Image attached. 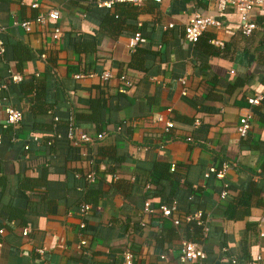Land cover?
I'll use <instances>...</instances> for the list:
<instances>
[{
    "label": "crops",
    "instance_id": "crops-1",
    "mask_svg": "<svg viewBox=\"0 0 264 264\" xmlns=\"http://www.w3.org/2000/svg\"><path fill=\"white\" fill-rule=\"evenodd\" d=\"M100 1L113 5L0 0L2 37L9 44L7 59H0V84L10 71L22 77L0 93V101L7 97L24 113L9 134L1 131L0 228L7 232L0 237V264H126V252L133 264H183L186 218L197 211L211 218L210 237L199 242L209 263L264 264V102L253 108L248 103L264 88V7L254 9L257 29L246 36L239 14L234 9L220 14L217 0ZM53 9L60 12L56 24L33 23L31 32L15 25ZM114 13L120 22L106 25ZM196 13L220 19L224 27L209 29L193 45L185 41V27ZM138 32L141 41L133 50L129 42ZM77 70H92L94 76L76 79ZM105 71L113 73L106 89L108 135L95 144L74 145L71 152L63 142L66 120L88 111ZM123 75L134 83L127 93L120 91ZM41 105L53 110L41 113ZM248 110L252 129L250 141L243 142L238 127ZM159 116L174 128L166 132L164 123L155 122ZM54 117L61 121L49 132ZM53 137L61 145L50 155L45 141ZM224 163L237 167L224 178H205ZM172 164L171 180L158 181L160 172L153 168ZM85 168H92L102 196L82 217L80 206L89 201L72 183L73 172L79 171L77 177ZM225 183L228 195L222 199ZM148 198L156 208L174 200L178 211L172 217L159 209L148 213Z\"/></svg>",
    "mask_w": 264,
    "mask_h": 264
},
{
    "label": "built area",
    "instance_id": "built-area-1",
    "mask_svg": "<svg viewBox=\"0 0 264 264\" xmlns=\"http://www.w3.org/2000/svg\"><path fill=\"white\" fill-rule=\"evenodd\" d=\"M120 2H128L134 5H142L145 2L152 1L155 3H162L163 0H118ZM206 3H210L214 0H202ZM217 10L220 14L225 13L228 9H234L236 13L239 14L241 19L240 29L242 33L246 36H250L253 32L257 29V24H255L251 20V14L253 13L254 9L256 8H263L264 7V0H217ZM100 6H108L111 7L113 5L112 2H101L99 0ZM34 8L39 7L38 4L33 5ZM60 20V12L56 9L49 10L46 13H41L37 16L34 21H22L16 22L15 25L21 26L27 32H31L33 23H37L40 25H47L48 23H58ZM173 27V25H170ZM224 27V23L222 20L213 18L210 15H205L202 13H196L193 17L190 18L189 22L186 24L185 27V41L188 44H196L199 42L201 37L209 30V29H216L221 30ZM3 32L4 29L0 26V56H4L6 52V47L3 40ZM55 38H59L61 36V30L59 27H56L55 30ZM141 41V33H136L133 38L130 39L129 47L133 50L136 49L139 42ZM214 44L217 46L222 47L223 43L220 40H214ZM93 77L94 74L87 75ZM76 79L85 78L86 75L79 74L75 76ZM102 80L110 81L113 78V73L111 71H105L101 75ZM7 81H4L0 84V93L7 91L9 89V85L11 83H19L22 81V77L19 74H16L12 71L9 72V76ZM120 81L122 83V88L120 91L123 93H127L128 89H131L134 86V83L127 79L125 75L120 77ZM183 83H186L185 79L181 80ZM184 95L187 94V90H184ZM2 100L0 101V141L2 139L1 130H7L12 126H17L22 123L24 119V113L21 110L16 109L13 105L8 102L7 97H1ZM264 102V88L255 94L253 98L248 99V103L251 108L260 105ZM245 115L241 116L240 123L238 127V133L241 137H246L251 129H252V119L253 114L250 110ZM70 125L68 127V138L69 140L73 141L76 145L77 144H95L98 141H102L107 137V133L103 132L102 134L92 135L89 132H85L78 135V128L74 124L73 116L70 117ZM59 118L54 117V122H58ZM155 122L164 123L165 124V131L169 132L171 129L174 128L175 124L173 121L166 120L165 117L159 116ZM195 125H200V121L196 120ZM118 131H121V128H118ZM33 141L39 142V137L34 136ZM24 149L26 151L30 150L29 145H25ZM237 167V163H224L221 169L212 167L205 173V178H210L211 176H216L217 178H224V176L233 168ZM176 164L171 165V170L175 171ZM78 177V175H77ZM87 181L90 184L96 182V175L91 173L87 176ZM228 187L229 184L225 183L224 190L221 193V198L224 199L228 195ZM81 189V188H79ZM193 197L190 198L192 200ZM92 210V205L88 203H84L80 206L79 213L82 217H86ZM159 210L161 211L164 217H172L178 211V203L176 201L172 202L171 204H163L160 206ZM145 211L148 213L154 212L151 208L150 202H145ZM187 221L196 220L199 225L204 227V236L206 237L209 232V224L211 222V218L209 215L205 216L202 211H197L194 214H190L187 216ZM175 225H180L181 221L179 219L174 220ZM12 224V223H11ZM85 223L81 224V228H85ZM6 228H0V237H3L6 234ZM24 236L29 235V230L25 229L23 231ZM86 244V241H82V246ZM2 248V242L0 241V249ZM126 264H133V255L130 252H126L124 255ZM164 259L165 256H162ZM208 254L204 249L203 244L199 242H192V241H184L182 243L180 254H179V261L183 264H213L207 261ZM261 258H258V261ZM233 263L236 261L233 260Z\"/></svg>",
    "mask_w": 264,
    "mask_h": 264
},
{
    "label": "trees",
    "instance_id": "trees-1",
    "mask_svg": "<svg viewBox=\"0 0 264 264\" xmlns=\"http://www.w3.org/2000/svg\"><path fill=\"white\" fill-rule=\"evenodd\" d=\"M123 3H127V2H123ZM130 4H132V3H130ZM114 6H115V4H114ZM114 6L112 7L113 9H114ZM119 19H120V14L114 13V15H112V16L108 15L105 22L107 21L106 25L114 24L115 22H120ZM103 23H104V21H103ZM102 28H104V25H102ZM141 37H142V34H141ZM201 42H202V37L199 40V42H197L196 44L198 45ZM4 44L6 47V52H5L4 56H0V59H2L3 61L5 59H7V52H8L7 50H8V46H9L8 42L4 41ZM16 47L19 48L20 50H22L20 48V46L17 45ZM21 52H23V51H21ZM137 53H139V52L137 51ZM135 56H136V54H135ZM76 72H80V70H77ZM79 74L91 75L94 73L92 70H89V71L83 70L82 72L77 73V74L75 73L73 75H79ZM101 75H100L101 85L94 88V91H95L94 95L95 96L91 97L88 101V103H89L88 111H86V112L85 111L73 112L71 115H69L68 119L66 120V129H65L66 131H68V127L70 125V123H69L70 117L73 116L74 124L78 128V135L85 133V132H88V131H90L89 133H91V134H92V132L93 133L95 132L96 133L95 135L102 134L104 132V129H105L106 125L108 124L106 122L105 116H106V111L109 107L108 102L110 100V96L106 91V89L108 87V81L102 80ZM4 77H6V76H4ZM40 107L43 109L45 108L44 105H41ZM43 109H41L42 111H40V112L45 113V111H46L47 114H50L51 113L50 111L53 110L51 108L44 109V110ZM177 119L181 122L187 121V120H185L184 117H180V116L177 117ZM60 121H61L60 118H59V122H54V120H53V123L48 125V131L52 132L54 130V128L58 129ZM10 129H11V127L7 130H1V131L3 132V134H7V133L9 134ZM249 134L246 137L242 138L243 142L250 141ZM92 135H94V134H92ZM66 136H67V133H66ZM59 142H60V140H57L56 137H53L50 139L48 138V140L46 139L45 143L49 147V152H50L49 154L50 155H54L58 152L59 146L61 145V144H59ZM63 142H64V145L71 152L74 151L73 147H75L74 145H76V144L73 141H71L67 138ZM98 142H100V141H98ZM77 145L80 146L82 144H77ZM170 168H171V166H164V168H162L160 170H158L157 167L153 168V171H156L157 173H158V171L160 172L158 181L168 180V179L171 180V178H170L171 175L169 176L167 173L170 170ZM85 169L86 170H83V171L80 170V175H78V177H76L75 174L78 173L79 171L75 170L73 172L74 173V175H73L74 183H72V184H74L75 187H77V186L82 187L83 191H86L85 196H86L87 201H89L88 204H91L94 207H97L98 201H99L100 197L102 196V193L100 191L101 189L97 185H95L94 183L93 184L88 183L87 176L91 173H94V172L92 171V168H88V169L85 168ZM192 194H194V193H192ZM243 198H245V197H243ZM148 201L150 202L151 208L153 210L159 209L160 206L162 205V203H161L160 205H158V208H156V207H154L152 198H148ZM172 202H174V200H172ZM191 214H193V213H191ZM225 214L229 218L232 216L231 214H229L228 209L227 210L225 209ZM233 217L236 218L235 216H233ZM186 230L188 233V241H198V242L203 241L202 238H204V227L199 225L196 220L189 221ZM209 232H210V229H209ZM209 232H208V235L206 236V238H204V242L207 241V239L210 237Z\"/></svg>",
    "mask_w": 264,
    "mask_h": 264
}]
</instances>
